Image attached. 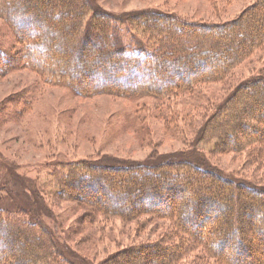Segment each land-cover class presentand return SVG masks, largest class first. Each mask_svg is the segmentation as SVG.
I'll return each mask as SVG.
<instances>
[{"label":"trees","instance_id":"1","mask_svg":"<svg viewBox=\"0 0 264 264\" xmlns=\"http://www.w3.org/2000/svg\"><path fill=\"white\" fill-rule=\"evenodd\" d=\"M47 1L0 0V18L12 35L11 43L0 44L1 76L30 69L44 83L64 86L81 98L107 95L169 104L173 98L192 96L201 86L224 81L264 48V0H256L229 23L213 25L155 11L116 16L91 0ZM16 56L21 59L16 61ZM243 82L222 107L229 109L226 120L231 122H222L221 109L204 121L205 132L221 152L264 149V73ZM28 93L10 100L12 109L0 118L18 119L12 106L21 100L30 104L33 95ZM164 120L174 122L172 117ZM227 136L232 141L224 144ZM60 170V195L90 209L93 223L96 215L165 230L155 241L119 250L104 264H264V187L222 177L188 161L110 167L76 163ZM121 173L129 185H110L109 195L106 181ZM195 173L201 179L196 176L195 188L187 191ZM204 180L216 182L221 191L209 192L201 186ZM185 192L193 197L178 204ZM29 201L42 205L41 193ZM16 202L8 204L17 206L15 210L0 206V264H63V259L68 264L70 259L55 246L56 238L43 220L28 214L27 220L21 218L24 208ZM227 202L232 208L227 209ZM257 215L261 220L255 222ZM21 238L31 245L22 252ZM228 249L233 252L227 254Z\"/></svg>","mask_w":264,"mask_h":264},{"label":"rangeland","instance_id":"2","mask_svg":"<svg viewBox=\"0 0 264 264\" xmlns=\"http://www.w3.org/2000/svg\"><path fill=\"white\" fill-rule=\"evenodd\" d=\"M37 1L43 3V0ZM91 1L116 16L155 11L177 16L184 22L213 25L231 22L256 0ZM44 2L48 3L47 0ZM5 30V23L0 18V44L3 47L11 43L12 36ZM130 39L129 34H125L127 44ZM19 59L16 56V61ZM263 69L264 48L238 66L224 81L201 86L192 96L173 98L169 104L148 98L135 102L107 95L81 98L64 86L44 83V78L30 69L0 75V116L12 109L10 100L23 95L28 89L33 95L30 104L28 100H21L12 106L18 119H10V116L5 120L0 118V206L15 210L17 206L8 204L16 200L20 208H24L21 218L27 220L28 215H34L42 219L56 238L55 246L70 259L66 261L68 264H104L119 250L155 241L165 230L96 215L93 223L88 217L90 209L60 195L56 186V178H61L60 169L67 171L69 165L76 163L110 167L188 161L222 177L264 187V149L221 152L217 143L210 139L211 135L205 132L207 125H204L206 119L212 120L219 115L220 109L223 111L220 114L222 122H231L226 120L229 109L222 107L243 81L254 74H263ZM31 87L35 88V92L31 91ZM167 117H172L174 122H165ZM245 117L247 119V114ZM232 138L227 136L228 141L224 144ZM259 153L261 156L257 160L251 159ZM122 176L123 173L112 176L111 183L106 181L105 190L109 195L110 185L113 189L129 185L130 181H123ZM193 176L187 191L195 188L196 176L200 178L196 173L195 179ZM124 178H127L126 175ZM201 186L209 192L221 191L216 182L208 184L204 180ZM40 193L42 205H31V197ZM226 193H229L228 189ZM192 197L185 192L177 203L181 204L185 199L190 202ZM89 198L92 196L86 197ZM228 206L232 208L227 202V209ZM221 211L223 215L224 210ZM4 212L12 217V213ZM242 216L246 221V215L242 213ZM253 220L258 222L261 218L257 215ZM18 245L20 252L31 246L23 238ZM231 252L232 249L226 250L227 254ZM193 257L188 261L192 262ZM61 262L66 264L64 259Z\"/></svg>","mask_w":264,"mask_h":264}]
</instances>
